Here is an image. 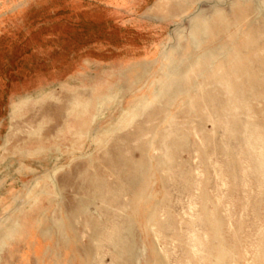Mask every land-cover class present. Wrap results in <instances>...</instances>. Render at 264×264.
I'll return each instance as SVG.
<instances>
[{"label":"rangeland","instance_id":"rangeland-1","mask_svg":"<svg viewBox=\"0 0 264 264\" xmlns=\"http://www.w3.org/2000/svg\"><path fill=\"white\" fill-rule=\"evenodd\" d=\"M13 219L37 242L0 264H264V0H0V236Z\"/></svg>","mask_w":264,"mask_h":264},{"label":"bare ground","instance_id":"bare-ground-1","mask_svg":"<svg viewBox=\"0 0 264 264\" xmlns=\"http://www.w3.org/2000/svg\"><path fill=\"white\" fill-rule=\"evenodd\" d=\"M200 3V2H199ZM257 9V8H256ZM211 10L212 11H214V8L212 7L211 8ZM198 13L201 11L199 8H198ZM193 20H192V26H191V28L193 27ZM163 67H165V65H162ZM167 68V67H166ZM169 69V68H168ZM167 70V69H166ZM170 74V73H169ZM159 80V79H158ZM163 81V80H162ZM110 82H108L107 84H109ZM106 84V83H105ZM111 84V83H110ZM162 84V82H158V83H156V88H155V93H158L159 91H160V85ZM163 85H166V84H163ZM167 86H168V84H167ZM76 96V95H75ZM154 96V95H153ZM48 97H52V90H43V91H40V92H38L35 96H31V95H26V96H24V97H22V98H20L18 101H16V102H14L13 103V108H12V112H11V115H13V116H16L17 115V113H19V112H21L25 107H27L29 104H30V102H32V101H34V102H36V101H42L43 99H45V98H48ZM89 99V98H88ZM74 100V99H73ZM78 101V100H77ZM94 103V102H93ZM87 104V103H86ZM78 105V104H77ZM88 105V104H87ZM84 106V105H83ZM86 108V107H85ZM70 111H72V110H70ZM76 111H77V109H76ZM79 111V110H78ZM104 111H105V109H103L100 113H96V111L94 110V105H92V107H91V110L89 111V113H88V116H90V118L88 119V124H89V126H90V124H92V123H95L96 121H97V119L100 117V116H103L104 115ZM84 113H86V112H84ZM131 114L133 113V114H135V115H138V114H136L137 112H130ZM82 114H83V112H82ZM75 116H76V114H75ZM135 119V118H134ZM124 124V123H123ZM120 127H121V125L119 124V127L117 128V129H114V130H111V131H109V132H107L106 134L109 136V135H112L113 133H115L117 130H119L120 129ZM73 128H74V126H73ZM126 129V128H125ZM75 129H73V131H74ZM85 130V132H81L80 133V135L79 134H77V133H74L75 135H76V137L78 138V137H81V135H82V137L83 136H85V137H87V136H89L90 135V133H91V131H90V129H89V127H87L86 129H84ZM97 132V131H96ZM117 133H119V132H117ZM111 138V137H110ZM57 141V140H56ZM107 141H109V140H107V139H105V140H103L102 142H103V144L105 143V142H107ZM7 143V142H6ZM65 143V142H64ZM4 144V143H3ZM8 144V143H7ZM2 146V145H1ZM98 147V146H97ZM4 148V147H3ZM44 149V147L43 146H41V147H37V148H34L29 154H32V153H37V152H39V151H41V150H43ZM103 149V148H102ZM105 152V151H104ZM86 153H81V156L82 157H85V156H87V155H85ZM87 158L90 160V158H91V155L90 154H88V156H87ZM30 166V165H29ZM62 166H64V165H62V164H60V165H58V164H56V166H54V168H52L51 170H49V171H47L46 172V178H49V179H53V180H56V176H57V174H58V169L60 168V167H62ZM40 180L38 179V180H36L35 182H33L29 187H28V190H27V192H26V196L28 197V199H30V198H32L34 195H39V193H36L35 192V189L37 188V187H40L41 186V184H40V182H39ZM42 193H45L44 191L42 192ZM96 194V193H95ZM97 195V194H96ZM139 197V196H138ZM88 199V198H87ZM98 199V198H97ZM96 201V200H95ZM140 204V203H139ZM82 208V207H81ZM101 215V214H100ZM218 225L220 224L221 225V223H220V221H218V220H216L215 218L213 219ZM4 225V224H3ZM221 227V226H220ZM6 228H7V230L5 231V232H3V234H2V236H0V253H1V251L3 250V248L4 247H8V243L9 242H12V241H14L15 239H16V237H17V234L19 233V228H20V224H19V221L18 220H12L11 222H8L7 223V225H6ZM150 228H151V230H152V232L154 233V236H155V238L157 239L158 238V235H159V231H158V229H156L155 228V226L154 225H151L150 226ZM218 228V227H217ZM221 236V235H220ZM130 237V236H129ZM221 238V237H220ZM223 238V237H222ZM221 240V239H220ZM16 241V240H15ZM224 241V240H223ZM222 241V242H223ZM158 245V244H157ZM225 245V244H224ZM224 245H222V246H224ZM227 248V247H226ZM160 249V248H159ZM219 250H220V248H219ZM223 253V252H222ZM11 254H12V252H11ZM163 255H164V257H166L167 258V254L163 251ZM220 255V254H219ZM221 255H223V254H221ZM12 256V255H11ZM0 257H1V255H0ZM159 257V256H158ZM14 258V257H13ZM224 258V257H223ZM229 258V257H228ZM228 258H226V259H228ZM220 259V258H219ZM229 260V259H228ZM226 261V260H225ZM210 263L211 264H217L216 263V261L214 260V261H210ZM225 263V262H224Z\"/></svg>","mask_w":264,"mask_h":264},{"label":"crops","instance_id":"crops-1","mask_svg":"<svg viewBox=\"0 0 264 264\" xmlns=\"http://www.w3.org/2000/svg\"><path fill=\"white\" fill-rule=\"evenodd\" d=\"M12 117H15V116H13V115H11ZM90 118V116H88V119ZM75 123H72V122H69V124L67 125V127H66V130H65V132H67V131H71V130H73V129H75L74 131H75V133H77V127H76V125H74ZM73 126H74V128H73ZM81 132H85V130L83 129V130H81ZM39 147H41V146H39ZM37 148V147H36ZM62 168H63V166L62 167H60L59 169H58V173H59V171L60 170H62ZM49 171V170H48ZM44 178H45V180L48 182V183H50L52 186H53V189H54V193H55V195L56 196H58V197H61L62 195V193H61V189H60V186H59V184H58V182L56 181V180H53V179H49V178H46V174L44 175ZM28 190V189H27ZM43 191L45 192V193H49L48 192V190H46V189H44V186H43ZM39 196H40V194L39 195H34L32 198H30L29 200L31 201L30 202V209H32L35 205H36V203L38 202V200H39ZM16 219V218H15ZM51 226H53V224L52 225H49V226H46V228H44L43 229V231L44 232H47V233H49L50 232V229H51ZM64 222H61L60 223V226H58L59 227V229L61 230L62 228H64ZM7 230V228L4 230V232ZM23 228L20 226V228H19V233L17 234V237H16V239H19V236L20 235H22L21 237H24V238H22V239H24V240H22L23 242V244H22V246L24 245V244H26V248H24V250L25 249H27V252H29L30 251V253H32V251H33V247L36 245V242H37V238H36V236L34 235V234H31V233H29V232H27V233H25V235L23 234ZM19 251V250H18ZM14 253V252H13ZM18 262H16V264H21V262L23 261V263L22 264H29V254H27V257H26V259H21L22 257H20L19 256V253H18ZM40 263V262H39ZM39 263H37V264H39Z\"/></svg>","mask_w":264,"mask_h":264}]
</instances>
